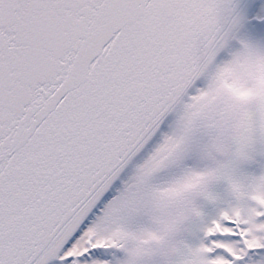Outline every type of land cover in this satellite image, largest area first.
<instances>
[{
    "label": "snow or ice",
    "instance_id": "obj_1",
    "mask_svg": "<svg viewBox=\"0 0 264 264\" xmlns=\"http://www.w3.org/2000/svg\"><path fill=\"white\" fill-rule=\"evenodd\" d=\"M0 264H264V0H0Z\"/></svg>",
    "mask_w": 264,
    "mask_h": 264
}]
</instances>
